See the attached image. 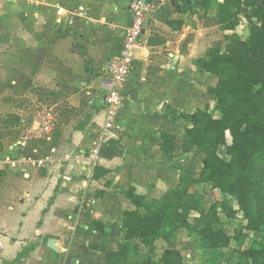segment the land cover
Returning a JSON list of instances; mask_svg holds the SVG:
<instances>
[{
  "label": "crops",
  "instance_id": "crops-1",
  "mask_svg": "<svg viewBox=\"0 0 264 264\" xmlns=\"http://www.w3.org/2000/svg\"><path fill=\"white\" fill-rule=\"evenodd\" d=\"M171 1L163 0L146 23L141 48L122 88L114 128L99 152L94 178L87 156L104 120L106 64L115 55L128 27V2L31 1L34 10L30 23L45 34L42 40L35 41L37 53L43 56L37 72L40 83L75 88L68 104L75 109L85 108L91 121L80 130L65 127L42 167L25 160L18 162V168H1L2 249L31 241H43L47 246L54 234L62 235L73 226L70 250L65 256H61V244L54 240L58 253L51 250L54 256L35 257L28 264H106V253L115 251L121 242L123 213L133 210L124 192L133 189L148 202L160 200L178 185L180 173L174 166L189 168L192 177L198 178L202 164L197 176L190 168L197 150L188 154L181 151L186 122L174 123L164 113L166 109L178 113L213 109L214 102L207 94L211 77L199 74L194 65L211 47L209 40H203L201 27L189 22L193 20L189 11L180 14ZM178 20L184 23L178 31L167 25ZM47 35L49 39L45 40ZM149 39L162 44L149 46ZM160 131L176 138V151L169 163L159 150ZM196 189L192 186L190 193ZM207 189L203 188L204 201L213 203L207 200ZM95 222L104 226L107 237L100 235ZM179 234L174 242L157 241L155 246L177 250L183 258L189 253V244L181 241Z\"/></svg>",
  "mask_w": 264,
  "mask_h": 264
},
{
  "label": "trees",
  "instance_id": "trees-1",
  "mask_svg": "<svg viewBox=\"0 0 264 264\" xmlns=\"http://www.w3.org/2000/svg\"><path fill=\"white\" fill-rule=\"evenodd\" d=\"M180 14L193 7L206 9L207 3L217 0H175ZM222 0L214 17V24L225 35V47H213L203 58L194 62L199 74L215 79L207 88L214 107L209 110H185L180 113L166 109L164 117L172 122L185 121L181 151L194 149L203 156L198 178H193L189 168L174 166L179 171L178 185L168 190L160 200L148 202L135 194L133 189L124 192L133 210L122 216L121 242L116 250L106 253V264H138V245L147 250L141 264H184L177 250L158 248L157 241L171 243L179 231H185L194 239L199 250L227 249L232 243L245 241L242 229L261 231L264 236V113L256 102V96L264 90V0ZM259 4V5H258ZM255 8L256 22L248 27L242 39L232 33L239 23L242 8ZM178 31L182 20L168 22ZM149 46L162 42L149 39ZM64 121L76 113L69 104L62 108ZM7 126L22 125L20 118L12 115L2 121ZM160 152L166 163L176 151V138L167 132H158ZM61 134L50 139L47 151L57 146ZM224 149L225 157L219 155ZM92 178L95 177V170ZM4 172L0 170V179ZM197 189L190 193V188ZM219 191L235 201V207L225 201L206 203L203 188ZM242 217V229L231 233L223 228V220ZM101 236L107 237L101 223L95 222ZM28 250H22L11 261L2 264H23ZM236 264H264V246L257 245L238 253Z\"/></svg>",
  "mask_w": 264,
  "mask_h": 264
},
{
  "label": "rangeland",
  "instance_id": "rangeland-1",
  "mask_svg": "<svg viewBox=\"0 0 264 264\" xmlns=\"http://www.w3.org/2000/svg\"><path fill=\"white\" fill-rule=\"evenodd\" d=\"M19 1L20 4H18V0L15 2L0 0V170L3 167L8 169L16 166L18 168L19 163L25 160L26 162L31 160L38 162V160L44 159L45 156H49L51 151H47L52 143L51 138L62 134L65 127L71 128L70 130H80L91 121L90 117L85 114V108L76 109V113L66 121L61 118L64 112L63 106L68 104L67 99L75 93L76 89L59 83H50L52 86L40 83L37 72L40 69L39 64L42 63L43 56L37 53L35 41L42 40L45 34L37 31L34 23H30V20H33L32 12L34 10L32 2H40V0ZM173 1L176 4V1ZM257 1L259 4L261 3L260 0ZM221 2L222 0L209 2L206 9L193 7L189 10V17L193 18L189 22L201 27L203 40H209L208 47L211 48L220 47L223 49L226 45L224 36L231 34L220 31L219 27L214 25V17L219 8L218 4ZM255 13V8L243 7L239 23L232 33L244 39L247 36L249 25L256 22ZM44 39L48 40L49 35ZM210 80L211 84L215 83L214 78H210ZM255 99L264 113L263 89L259 91ZM212 106L213 103L210 108ZM12 115L20 118L22 125L19 127L16 125L7 126L2 122ZM219 155L225 157L223 148L219 149ZM202 159L203 156L198 153H194L191 157L190 168L196 176ZM36 166L38 165L36 164ZM1 182L0 179V184ZM206 192L208 202L225 201L235 207V201L219 191L208 188ZM242 225L240 213L234 220H223V228L229 233L234 229H242ZM72 229L66 228L64 234H54L50 238L61 244L64 250L61 256H65L70 250L71 238L74 233ZM242 232L245 241L241 245L232 243L229 248L214 253L196 249L194 239L187 232H178L180 240L184 242L187 240L189 244V253L183 257L184 264H236L239 252L257 245L264 246V236L261 231L242 229ZM35 242H26L25 245H16L15 247L10 244L11 247L8 249L0 247V264L3 261L13 260L18 253L28 250L31 245H34L35 248L28 253L23 264L34 261L35 257L54 256L45 242L39 243V241L34 244ZM146 256L147 251L138 247L137 256L133 258V261L141 264ZM7 257L10 258L6 259Z\"/></svg>",
  "mask_w": 264,
  "mask_h": 264
},
{
  "label": "built area",
  "instance_id": "built-area-1",
  "mask_svg": "<svg viewBox=\"0 0 264 264\" xmlns=\"http://www.w3.org/2000/svg\"><path fill=\"white\" fill-rule=\"evenodd\" d=\"M127 2L128 27L122 35L115 55L106 64L108 78L105 84L106 94L103 98L104 120L87 156V165L91 172L98 162L101 147L108 141V134L114 128L116 113L122 103L124 82L130 75L134 56L142 45V32L148 20L162 5L163 0H127ZM46 161H49V158L38 160L36 164L42 167Z\"/></svg>",
  "mask_w": 264,
  "mask_h": 264
},
{
  "label": "water",
  "instance_id": "water-1",
  "mask_svg": "<svg viewBox=\"0 0 264 264\" xmlns=\"http://www.w3.org/2000/svg\"><path fill=\"white\" fill-rule=\"evenodd\" d=\"M12 1L15 2L16 0H12ZM171 5L175 8V10H176L177 12H179L178 7H177V5L174 3L173 0L171 1ZM142 34H143V32H142ZM47 247H48L50 250H52L53 252L58 253V249H57L56 246L54 245V240H49L48 243H47Z\"/></svg>",
  "mask_w": 264,
  "mask_h": 264
}]
</instances>
